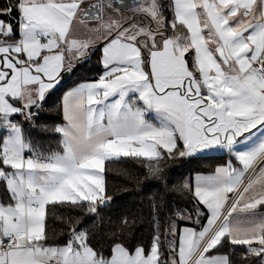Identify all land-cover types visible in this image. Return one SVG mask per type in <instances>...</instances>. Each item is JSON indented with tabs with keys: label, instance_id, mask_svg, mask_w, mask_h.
<instances>
[{
	"label": "snow or ice",
	"instance_id": "obj_1",
	"mask_svg": "<svg viewBox=\"0 0 264 264\" xmlns=\"http://www.w3.org/2000/svg\"><path fill=\"white\" fill-rule=\"evenodd\" d=\"M0 264H264V0H0Z\"/></svg>",
	"mask_w": 264,
	"mask_h": 264
},
{
	"label": "trees",
	"instance_id": "obj_2",
	"mask_svg": "<svg viewBox=\"0 0 264 264\" xmlns=\"http://www.w3.org/2000/svg\"><path fill=\"white\" fill-rule=\"evenodd\" d=\"M208 163H211V161H209ZM126 167H132V165L130 163L128 164H114L112 165V169L110 170V175H109V179L110 182L113 184H121L122 183V179L120 177L119 172H117V169H121V168H126Z\"/></svg>",
	"mask_w": 264,
	"mask_h": 264
}]
</instances>
